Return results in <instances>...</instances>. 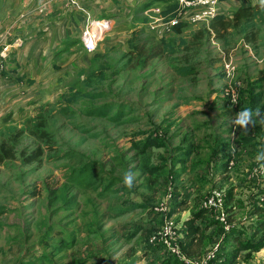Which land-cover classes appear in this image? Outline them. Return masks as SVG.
<instances>
[{
	"label": "rangeland",
	"instance_id": "obj_1",
	"mask_svg": "<svg viewBox=\"0 0 264 264\" xmlns=\"http://www.w3.org/2000/svg\"><path fill=\"white\" fill-rule=\"evenodd\" d=\"M77 10L73 9V11ZM17 20L16 25L24 26L23 22L18 24ZM118 23L116 28L125 26L123 21H118ZM257 28L259 29L257 34L259 37L256 42L259 46L257 48H262L261 50L264 51V24L258 23ZM118 31L116 30V32ZM130 35L132 34L122 33L118 36L121 40L118 41L121 49H128V44L129 49H133V51L130 50L128 56L124 54L123 50H115L104 55L98 63H92L91 71L98 70L100 65L105 67L106 70L103 72L105 79L95 77L89 82L88 74L78 70L74 75L62 77L63 93L70 95L74 89L80 96L77 103L63 102V106L54 105L46 109L47 130L52 133L51 141L41 142L29 134L17 137L15 135L22 129L32 127V124L27 121L47 107V102H42L43 94L47 95L48 99L51 97L50 93L55 91L57 86H62L55 79L54 83L50 85L52 90L48 94L46 91L49 90H42L40 91L42 96H38L35 101L29 102L26 106L24 105L23 109L28 111L29 116L25 115V112H19L17 116L10 117V120L0 128V155L5 150V148H1L2 143H6L8 148H13L15 155L13 159L5 160L4 164L0 163V258L2 252L6 255L9 253L8 247L5 245L7 234L5 235L4 232L7 228L4 226L7 223L3 220H6L8 216L5 209H8L7 205L11 203L15 207L18 206L16 201L23 202V199L26 198L25 203L30 204L31 201L32 207L27 210L26 215L21 216V231L16 230L15 232L23 233L22 230L30 229L31 232H27H30L31 238L37 243L39 242L38 246L32 250L31 259L33 261L37 259L36 255L40 257L41 251H45L42 259L36 260L33 262L34 264H80V259H84L82 264H148V259H142V255L147 249L142 232H139L140 235L131 240H128L127 236L135 227L146 224L154 215L152 212L145 213L142 207L123 215L117 213L122 206H127L131 202L142 204L153 196L154 185L140 177L139 159L135 156L133 144L139 139H145L147 135L139 132L148 130L151 126L146 115L148 106L144 104L150 97L147 94V86L151 82L147 77L148 71L152 67H163L166 64L165 59L157 57V61L146 62L143 67L142 64L149 57L151 47L154 49L153 52H160L153 44L154 39L150 40L145 29L135 39L133 45L129 40L126 41ZM109 39L110 35L107 34L99 44V48ZM178 55L180 59L183 58L182 53ZM262 66L263 64L260 65V67ZM196 67L199 69V76L197 75L199 80L197 78L195 83L187 78H178L176 73L174 74L175 81L178 83V88L184 89L189 84L190 87H197L199 92L203 91L206 94L211 87L210 77L203 75V72L207 71L208 74V70H205L202 64H196ZM255 67L253 65L251 69ZM155 82L158 83L157 80ZM157 85L159 86V84ZM87 94L95 95V97L102 95V97L89 99L84 96ZM56 99L53 98L52 102H48L58 103L63 100L62 97V100ZM103 105H111L114 109L112 115L122 106L127 112L130 109L133 110L122 119L121 124L112 123L107 118L90 116L89 113L93 109ZM63 107L69 110V114L58 113V108ZM259 141H262L263 146V137ZM39 146L45 149L42 162L27 164L25 156L30 155ZM258 152L255 150L252 156L256 157ZM240 153L238 160L235 156L241 164L239 168L236 167L237 162L233 159L234 167L228 170V174L224 172V174L212 175L211 171L212 176L208 174L210 183L200 184L201 186L199 182L194 183L193 192L190 191L187 196L189 206L185 212L191 213L192 210L200 209L203 201L212 191L223 190L227 195L226 210L229 214V224L232 225L233 221L237 220L242 227L248 226V224L257 225L259 217L255 214L254 207L258 203L264 204V172L258 171V169L260 164H264V161L257 162L255 160L252 169H249L247 165H251L253 161L243 159ZM123 155L126 156L122 158ZM87 161L95 162L96 170L100 173L94 178L97 183H109L110 179H115L114 185L108 191L109 194H105L104 197L99 195V191H102L101 188L98 192L92 191V189L87 190V183L80 185L79 182L76 183L69 179L77 174L76 171L83 168ZM101 168H104L107 175H103L104 171ZM125 173H131L133 179H136L133 180L131 188L124 184ZM246 173L248 176L253 173L255 177L242 183V180L247 179L245 178ZM117 189L124 191L116 192ZM156 189L158 190L154 191L155 196L160 200L163 199L159 203L156 202L159 200H156L154 203L146 204L150 205L149 208L152 211L159 207L169 194L172 195L170 201H173L178 193L175 191L179 187L176 186V182H173L163 187L156 186ZM230 191L232 192V201L229 208L227 199ZM233 205L239 209V213L236 215L231 213ZM185 212L173 215L178 224L182 222ZM189 218L190 216L187 219ZM208 221L199 222L208 229V241L204 243V246L209 243L208 251L201 257L213 252L215 257L218 254L223 260L222 262L226 261V264H259L260 257H264V248L259 252L245 250L241 248V243L233 241L234 243L231 245L230 240L223 239L219 248L215 250L218 240L227 231L221 222L215 225L212 219H208ZM41 222L45 223L43 227L37 224ZM250 233H253V229ZM45 237L47 243H50L49 245H45L43 242ZM248 237H252L251 240L255 241V235L243 233L242 242L247 241ZM221 247L223 248L222 252H220ZM256 254L258 255L256 256ZM161 255L164 256L163 258H167L165 252ZM140 259L143 260V263ZM3 264H7V262Z\"/></svg>",
	"mask_w": 264,
	"mask_h": 264
},
{
	"label": "crops",
	"instance_id": "obj_2",
	"mask_svg": "<svg viewBox=\"0 0 264 264\" xmlns=\"http://www.w3.org/2000/svg\"><path fill=\"white\" fill-rule=\"evenodd\" d=\"M78 1L80 8L73 11L65 0H55L46 6L44 4L49 0H0V52H4L6 56L5 69L0 75V122L11 113L13 117L19 112H25V115L29 116L28 111L23 109L24 105L42 96L40 93L42 90H49L46 91L48 94L52 90L50 85L54 83V79L62 86H57L48 99L47 95L43 94L42 102L51 101L53 98L61 100L63 96L62 77L74 75L76 70L90 73L92 59L112 51L123 50L124 54L129 52L128 49H119L121 46L118 43L121 41L119 34L133 35L135 31H138L139 36L145 29L150 40L154 39L153 44L160 52H156V55L151 47L147 62L157 61V57H160L165 59L166 66L152 67L148 71L147 77L151 82L147 86V94L150 97L144 104L148 106L146 115L151 126L148 130L139 133L146 131L147 136L153 134L155 137H162L166 142L164 148L155 149L153 159L158 164L162 162L160 156L168 160L166 171L167 173L174 172L176 176V186L179 187L176 189L177 196L187 198L190 191L193 192L192 187L195 182H199V185L210 183L209 175L224 174V172L228 174V170L233 169L234 166L230 164L227 171L223 166V156L220 154L222 150L227 154L232 152V156L234 159L237 156V160L238 154L242 151L240 156L243 159L253 161L251 165H247L249 169L254 165L256 159L252 153L255 150L261 151L262 141L259 140L262 137L264 139V124L259 122V117L253 115V119L257 121L256 124L250 126L247 134H242L238 128L234 127L232 120L237 113L251 108V89H256L254 94L264 91V88L254 86L255 83L264 81L262 74L264 51L261 50L262 48H258L260 57L257 58L260 60L253 58L255 55L253 49L259 46L256 43L259 35L254 36V41L249 42L244 34H237L236 31L233 32L234 29H230L232 34L229 35L228 42H225L216 38L211 29V23L193 24L186 20L181 21L187 24L186 27L182 32L176 33L173 28L168 30L171 24L165 20L161 21L160 15L153 11L156 8L162 9L160 5L147 6L152 0ZM258 3L259 0H232L218 3L217 11L218 14L232 19L240 7H253ZM194 11L195 9L186 10L185 18L191 16ZM21 14L26 15L24 26L16 25V20ZM118 21H123L125 26L116 28ZM94 23L96 26H101L103 37L109 34L110 39L95 53L89 55L84 51L81 34L86 26ZM153 26L156 28L153 29ZM116 30L119 31L116 32ZM159 30L162 31L161 35H159ZM132 35L126 41L130 40ZM74 40H80L81 44L70 47L69 51L61 56L60 61L54 59L55 53L64 43ZM180 53L183 55L182 59L179 58ZM227 61L233 64L231 77L224 74V65ZM55 64L57 67H54ZM196 64H202L204 69L208 70V74L207 71L203 72V75L210 77L211 87L206 94L203 91L199 92L197 87H190L189 84L184 89L178 88V83L175 81V73L178 78H187L193 83L197 81V78L199 80L197 77L199 69ZM261 64H263L262 67H260ZM253 65L256 67L251 69ZM156 80L158 83L155 82ZM231 89L237 92L236 106H232L230 100L224 97V93ZM260 105H264V100ZM251 109L253 114L257 109L260 111V107ZM242 137H247L249 141L244 144L239 143ZM187 149H190V154H186ZM237 160L236 167L239 168L241 164ZM248 173L245 174L247 179L242 180V183L255 177V174L251 173L252 175L248 176ZM159 180L156 185L163 187L166 177L159 178ZM152 190L153 196L146 199L145 203L135 205L132 202L135 207L131 211L142 207L145 213H148L150 205L146 204L154 203L156 200H159L156 201L159 203L163 199L160 200L155 196L154 191L158 189L154 187ZM25 199L23 202L16 201L17 208L11 203L7 205L8 209H5L8 215L6 220H3L7 223L4 226L7 228L4 232L5 235L7 234L5 245L9 253L8 255L1 253V264L4 262L19 264L21 261L33 263L38 259L41 260L45 254L42 250L41 256L36 255L37 259L33 261L31 259L32 250L38 246L39 242L31 238L30 229L22 230L23 233L15 232L16 230L21 231V216L26 215L27 210L32 207L31 201L30 204L25 203ZM232 208V214L239 213V209L234 205ZM200 209L203 208L200 207ZM207 211L209 218L217 222L216 213ZM188 216L191 218V213L185 212L180 223L185 229V221L190 219H187ZM150 222L148 220L145 227H156L155 224L150 225ZM37 224L40 227L45 225L44 222ZM232 228L243 229L247 233L250 231L249 224L248 227H242L237 220L233 221ZM139 235L140 233L137 236ZM224 236L225 234L218 244L222 243ZM230 241L232 245L234 242L231 238ZM43 242L48 245L46 237L43 238ZM146 248L142 259H148V264L154 259L164 257L161 255L163 251H152L148 245ZM208 248L207 245L204 248L202 246L194 256H202ZM142 259H140L141 262ZM258 262L264 264V257H260Z\"/></svg>",
	"mask_w": 264,
	"mask_h": 264
},
{
	"label": "trees",
	"instance_id": "obj_3",
	"mask_svg": "<svg viewBox=\"0 0 264 264\" xmlns=\"http://www.w3.org/2000/svg\"><path fill=\"white\" fill-rule=\"evenodd\" d=\"M228 1L232 0H219V3H225ZM152 5H160L162 8V16L165 18V21H169L175 18H178L179 14L183 13L185 10H183L180 7L179 1L178 0H152L150 4L147 6H152ZM211 29L214 31L216 38L223 40L225 42H228L229 40V35L232 33L230 32V29H234L237 34H244L246 40L249 42L254 41L255 37L257 36L259 29L257 28V24L261 23L264 24V11L261 10L260 4L258 3L257 5L253 7H240L234 17L230 19L229 17L225 15H220L217 13V16L210 22ZM187 24L181 22L177 24L176 26L173 27L174 32L180 33L186 27ZM139 32L135 31L129 40L130 43L133 45L135 39L137 38V34ZM81 44L80 40H74L70 42L64 43L55 53L54 59L57 61H60L61 56L69 51L70 47L73 46H79ZM254 48V47H253ZM99 49V48H98ZM121 49V46L120 48ZM130 50L133 51V49H129V44H128V51L126 56L130 54ZM255 52V55L260 57L258 48L253 49ZM89 54V53H87ZM104 56V55H103ZM103 56H99V58L92 59L93 63H98L100 59ZM146 61L143 62V67L145 65ZM56 63V62H55ZM103 65H100L98 70L91 71L90 73H87L88 75V80L89 82L92 81L95 77H99L100 79H105L104 77V70L105 67H102ZM54 67H57V64L54 65ZM192 70V69H190ZM4 71V70H3ZM3 71H0V75L3 73ZM264 75V71L262 72ZM264 80V79H263ZM254 86L264 88V81L255 83ZM256 89H251L250 93V102H251V108L256 109L260 107V112L262 115H264V105H260L261 102H263V95L264 91L254 94ZM73 91V92H72ZM71 93L72 94H67L63 93L62 96V102L58 103H51L47 102L46 105L47 107L43 109V111L37 112V114L32 118L27 121V123L32 124V127L30 128H25L22 129L21 131L16 133L17 136H25L26 134H29L30 136L35 137L41 142H49L52 140V133H50L47 128H48V117L46 115V109L48 107L54 106V105H62L63 102H66L67 104H74L77 103L79 100L80 94L75 92L74 89H72ZM86 98L92 99V98H99L102 97V95H98L95 97V95L87 94L84 95ZM94 96V97H93ZM63 106V105H62ZM61 106V107H62ZM45 110V111H44ZM133 109H130L128 112L123 109V106L117 110L115 114L112 115V112L114 109H112L111 105H103L101 107L93 109L89 114L92 117L96 118H107L109 121L115 124H121L122 119L126 117L127 114H130L129 112L132 111ZM127 112V113H126ZM58 113L59 114H69V110L66 107L63 108H58ZM13 117V114H9L5 118H3L0 122V125L3 127L5 123L10 120L9 118ZM1 127V128H2ZM141 134H146L147 132H143ZM14 136V137H15ZM246 141H249L247 137H242L238 142L241 144L247 143ZM165 141L162 137H155L153 134H150L149 136H146L145 139H140L137 140L133 144V150L136 152L135 156L139 159V170H141L140 177L144 178L147 183H150L154 185L156 188V184L158 183L159 178L161 179L162 177H166L165 181V186L170 183L176 182V176L174 175V172H168L166 171V165L168 163V160L164 159V156L162 157L161 163H155L154 162V151L155 149H161L165 147ZM1 148H5L3 153L0 155V163L4 164L5 160L7 159H13L14 158V149L13 148H8L6 143H2ZM188 152L186 154H190V149H187ZM262 151H264V145L262 146ZM225 151H222V156H223V163L224 167L227 171V168L230 164V162L234 159V156L232 152L230 153H225ZM242 153V152H241ZM45 155V149L42 146H39L35 151H33L30 155L25 156V161L27 164H32L35 162L41 163ZM123 155L122 158H124ZM236 159V157H235ZM94 165V167H93ZM102 171H104V168H101ZM77 174L71 176L69 179L72 180L73 182H76L80 185H84V183H87V190H91L98 192L99 188H101L102 191H99V195L104 197L105 194H109L108 191L110 188L114 185L115 179L112 178L109 183L105 182H100L97 183V180L94 179L97 174H100L99 171L96 170L95 162H89L85 164V166L79 171H76ZM104 176L107 175V173L104 171ZM160 181V180H159ZM102 184V185H100ZM159 187H162L161 185ZM123 189H117L116 192H123ZM176 192V191H175ZM227 202L229 204V208L231 207V201H232V192H229ZM231 199V200H230ZM136 205V204H135ZM134 203H129L127 206H122L120 207V210L118 211L117 214L123 215L126 214L127 212L131 211L132 208L135 207ZM189 206V200L187 198H182L180 195L175 196L173 201H171V210L169 213V216L177 215L180 213L182 210L187 209ZM149 208L148 212H152L154 215L153 218L149 219L150 225H156L154 228H147L145 227L148 223L144 225H140L134 228L129 235L127 236L128 240H131L135 238L139 232H142V237L146 241L147 245L150 247V250H154L155 252H162L163 249L159 245H152L150 244V238L156 231H158V227L160 228L162 223H163V215L155 213V211L150 210ZM254 212L256 215L259 217V221L257 225H249L250 231L247 233L243 229H234L231 228L230 232H227L224 236V240H231L232 241H237L241 243V248L245 250H250V251H255L259 252L264 248V204L258 203L254 207ZM209 220H213V224L218 225L219 222L213 218H209L208 216V211L203 210V209H198V210H192L191 212V218L187 221H185L186 229L183 230L184 232V238L183 241L181 242V248L183 252L188 255L189 257L196 258V257H201L200 256H194L195 252L201 249L202 246H204V243L208 241L207 239V231L208 229L204 227V224H198L199 222H209ZM148 222V221H147ZM178 223V222H177ZM248 227V226H247ZM253 229V233H250ZM247 235H255L254 240L252 241V237H248L247 241L242 242V234L243 233ZM260 238V239H256ZM211 240V239H210ZM220 240V239H219ZM218 240V241H219ZM212 241V240H211ZM223 242V241H222ZM50 243H48L49 245ZM209 246V243L207 244ZM222 248V247H221ZM220 248V252L223 251V248ZM219 253V252H218ZM167 258H162V259H154L149 262V264H183L181 263L178 259H176L173 256H169L168 254ZM84 259H80V264L83 263ZM221 257L217 254V256L211 261L210 264H213L214 262H217L216 264H226V261L222 262ZM222 262V263H221ZM19 264H34L30 261H21Z\"/></svg>",
	"mask_w": 264,
	"mask_h": 264
},
{
	"label": "built area",
	"instance_id": "obj_4",
	"mask_svg": "<svg viewBox=\"0 0 264 264\" xmlns=\"http://www.w3.org/2000/svg\"><path fill=\"white\" fill-rule=\"evenodd\" d=\"M55 0H49L46 2L44 6ZM71 10L79 9V1L78 0H65ZM180 7L185 10L183 13L179 14L178 18L169 20L168 22L171 24V28L168 27V30H171L174 26L181 23L182 20H186L187 22L193 24H210V22L217 16V5L219 0H178ZM195 9V11L191 14V16L185 18L186 10ZM155 13L160 15V20L164 21L165 18L162 16V11L160 8L153 9ZM26 19V15H21L17 23L21 24ZM167 22V23H168ZM96 23V22H95ZM91 24L86 26L81 34V41L84 46V50L89 53H95L99 44L103 41V30L101 26H96V24ZM168 23V24H169ZM167 24V25H168ZM156 27L153 26V29ZM162 34V31L159 30V35ZM5 58L4 52H0V71L5 69ZM254 60L259 61L256 55H253ZM224 74L227 77H231L233 75V64L229 61L225 63ZM224 97L230 100L232 106L237 105L238 96L235 89L227 90L224 93ZM234 162H230V166H233ZM257 171V170H256ZM226 192L223 190H214L212 191L206 199L203 201L202 208L207 209L209 211H213L216 213L217 219L224 226L225 231L229 232L232 228V225L229 224V214L226 210ZM171 198L172 195L169 194L164 202L160 204L159 207H156L154 211L158 214L163 215V223L161 227L152 235L150 238V244L159 245L162 247L163 252L168 254L169 256H173L178 259L183 264H210L211 261L215 258L213 252H210L208 255L200 258H192L186 255L182 248L181 242L184 238L185 230L178 224L173 216H169L171 210ZM219 248V244L215 246V250Z\"/></svg>",
	"mask_w": 264,
	"mask_h": 264
},
{
	"label": "clouds",
	"instance_id": "obj_5",
	"mask_svg": "<svg viewBox=\"0 0 264 264\" xmlns=\"http://www.w3.org/2000/svg\"><path fill=\"white\" fill-rule=\"evenodd\" d=\"M259 4L261 10L264 11V0H259ZM253 115L259 117V122L261 124H264V116H262L259 109H257L253 114V110L251 108H246L242 112L237 113L236 116L233 118L232 123L235 128H238L241 131L242 134H247L250 126H254L257 122L253 119ZM255 159L257 162L264 161V151H259ZM258 171L264 172V164H260ZM124 184L128 188L132 187L133 176L131 173H125Z\"/></svg>",
	"mask_w": 264,
	"mask_h": 264
}]
</instances>
